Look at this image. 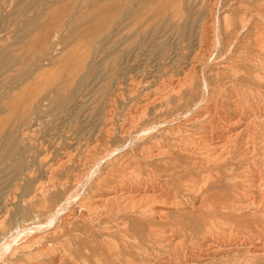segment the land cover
<instances>
[{"label": "bare ground", "instance_id": "bare-ground-1", "mask_svg": "<svg viewBox=\"0 0 264 264\" xmlns=\"http://www.w3.org/2000/svg\"><path fill=\"white\" fill-rule=\"evenodd\" d=\"M207 1L192 58L182 45L174 61L166 40L158 57L153 52L138 63L140 47L131 60L136 66L123 75L130 58L120 61L123 67L107 63L108 90L97 92L90 110L76 106L73 122L64 123L69 134L57 144L46 139L42 157L28 140L36 134L29 130L33 119L1 131L0 151H8L13 172L0 202V264L264 261V0ZM238 1L236 17L222 25V12ZM162 11L179 20L177 30L186 20L182 0ZM214 50L222 68L211 62ZM63 90L57 112L71 101ZM19 100L5 104L11 113L24 107ZM49 107L37 105L34 117H46ZM145 236L169 253L153 247L152 257L140 253L137 260L130 250L147 252L140 248Z\"/></svg>", "mask_w": 264, "mask_h": 264}, {"label": "rangeland", "instance_id": "rangeland-1", "mask_svg": "<svg viewBox=\"0 0 264 264\" xmlns=\"http://www.w3.org/2000/svg\"><path fill=\"white\" fill-rule=\"evenodd\" d=\"M158 1L115 0L114 4L111 5L108 3L109 0H0V135L4 130H8V126L12 122L25 125L29 119H33L31 122L33 125L31 124L29 130L30 133L35 132L36 134L34 133L35 137H30L31 139L28 140L34 144L33 148L36 155L42 157V149L39 146L42 143L45 145L46 139H52L57 144L59 138L65 139L69 134L68 128L64 129V123L73 122L76 116V106L84 104L90 110L96 103L97 92L103 89L108 90L107 70L104 71L107 63L119 61L121 65L120 61L123 62L124 59L130 58L129 63L123 62L127 68L122 72L123 75L129 70L128 67L136 66L131 61L136 53L143 49V52L138 54V63H141L150 54L152 55L153 52L155 57H158L166 40H168L169 55L174 61L178 58L177 49L182 45H186L182 52H188L192 58L201 46L199 42L201 40L202 22L208 16V1L182 0V8L185 12L184 19L186 18V20L181 22L182 26L178 30L177 22L179 20L173 16L171 11H167L164 15L162 11L174 0H163V4L159 3L160 5L157 6ZM239 6L241 4L238 1L233 6L236 10L233 9V11L226 13L222 12L223 9H219L220 6H218L215 11L217 10V15L219 14L220 17L222 12L220 23L222 25L225 23V17H236ZM55 25L57 26L55 27ZM143 31L145 34H142ZM42 33L46 34L42 36ZM54 35H58L55 43L52 38ZM140 47L141 49H139ZM215 51H212V56H215L217 61L212 57L211 62L222 68L224 61L222 55L219 54V51ZM151 65L148 70L155 68L154 63ZM88 71H92L93 74L100 75V77L95 80L93 74L88 75ZM136 73L138 74L137 70L132 72L133 75ZM128 74H131L130 71ZM128 78L129 76L123 79L126 84L122 95L125 94L126 97L123 98L122 96V99L126 102L130 100L128 84L131 80ZM62 90L65 95L71 97L68 106L70 110L62 109L57 112L59 92ZM53 96L57 97L54 98ZM16 97L20 99L19 102H26L22 109H17L16 113H11L5 104L11 103L10 100ZM36 103L42 109L50 106L47 113L49 116L43 115L36 119L34 117ZM119 111L120 115L127 112L126 109L122 112ZM121 121L120 117L119 124ZM69 125L67 126L69 127ZM33 128L37 130L34 129L33 131ZM7 156L8 151H0V202L7 198L8 191L12 188L13 167L12 161H9ZM71 173L72 171L69 175ZM64 175L65 173L60 176ZM42 177L44 178V174H36L38 180ZM102 193L96 194L99 196L107 194ZM1 215L0 213V220L2 219ZM7 225L12 230L16 227L14 222ZM145 238L146 241H142L144 247L142 245L140 248H148L147 252L139 250L138 247V249L132 248L133 250H130V254H135L137 260L142 257L141 254L145 253L152 257L151 254L154 255L152 249L154 248L161 253H169L168 248L167 250L166 248L159 250L158 245L152 246V243L147 239L148 237L145 236ZM223 258L214 260V263L220 264L230 260L228 257H226L227 259ZM262 262L264 261L254 260L252 264H264ZM91 263L98 264L94 261ZM214 263L210 262V264Z\"/></svg>", "mask_w": 264, "mask_h": 264}]
</instances>
